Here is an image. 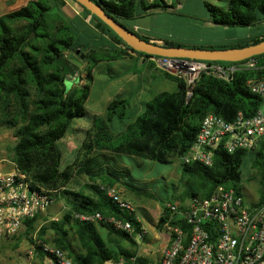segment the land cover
Segmentation results:
<instances>
[{"label":"trees","instance_id":"trees-1","mask_svg":"<svg viewBox=\"0 0 264 264\" xmlns=\"http://www.w3.org/2000/svg\"><path fill=\"white\" fill-rule=\"evenodd\" d=\"M92 1L101 3L108 13L141 39L152 40L137 33L130 24L139 15L141 0ZM205 6L211 12L207 22L219 27L264 24V0H229L226 8L209 3ZM144 9L147 10L146 7ZM83 10L95 20V29L101 35L124 49L93 43L82 45L69 20L48 0H31L27 6L0 17V128L14 130L17 140L13 147V162L17 170L26 174L35 187L54 192L55 202L63 200L67 206L57 222L42 224L48 221L43 215L25 221V236L33 245H36V238L61 250L73 264H107L122 259L128 264H148L149 260L138 257L134 250H114L111 247L114 243H109L110 239L108 242L99 230L101 226L110 237L128 241L132 246L134 235L117 230L108 219L130 222L135 233L142 231L135 212L122 210L107 193L108 188L126 187L125 177L131 176V170L119 165L115 158L99 156L93 159L91 156L95 152H108L142 161L171 163L192 148L206 115L215 114L227 122H233L239 113L252 118L263 103L251 93L247 83L252 78L264 76V55L253 58L258 61V69L239 72L231 82L202 75L191 97L187 96L188 88L183 78L163 73L166 79L176 84L175 91L157 94L144 104L141 112L134 109L127 99H114L107 105L104 115L94 117L76 158L64 164L62 142L73 123L87 115L97 66L103 62L123 60L130 53L153 58L133 51L105 23ZM33 33L35 37L30 39ZM263 41L264 34H261L230 47L211 49L243 48ZM164 45L190 47L170 40ZM78 49H81L80 54H77ZM71 55L75 58L85 55V78ZM78 78L86 83L75 84ZM68 82L73 85L67 86ZM249 154L253 156L252 165L257 170L255 180L263 202L264 140L254 152L238 150L229 154L217 151L212 167L201 163L181 164L184 191L177 201L185 203L194 197H209L220 185L242 193L241 169ZM77 175H86L88 183L81 191H72L70 186ZM132 188L130 191L139 197H151L143 189ZM162 207L160 229L169 217L166 203ZM77 215H101L103 219L83 221ZM171 224L179 225V221ZM16 239L19 240V236L6 240L1 254L6 244ZM36 252L33 264H42L41 247ZM132 258H135L134 262Z\"/></svg>","mask_w":264,"mask_h":264},{"label":"built area","instance_id":"built-area-1","mask_svg":"<svg viewBox=\"0 0 264 264\" xmlns=\"http://www.w3.org/2000/svg\"><path fill=\"white\" fill-rule=\"evenodd\" d=\"M157 68L170 74L184 76L191 97L197 81L209 75L231 82L237 73L258 69V61L251 58L237 63L221 64L206 61H187L150 58ZM252 94L258 96L263 106L252 118L239 113L233 122H227L215 114L206 115L192 148L180 163L214 165L215 153L233 154L238 150L254 152L264 140V76L252 78L247 83ZM0 162V254L3 243L21 232L25 221L46 214L55 204L52 191L33 185V181L19 172L12 161L13 170L4 171ZM107 193L122 210L134 212V206L120 195L117 188ZM169 217L165 228L170 234V245L161 260L148 264H264V201L249 204L244 190L218 186L206 198L194 197L187 202L166 203ZM83 221L102 220L101 215H77ZM179 221L173 226L171 222ZM117 230L134 235L139 244L144 242L146 231L139 233L130 222L109 218ZM183 225L186 227L184 228ZM187 228V229H186ZM41 247L42 264H73L66 253L42 241L36 240L31 255ZM132 262L135 258L131 259ZM107 264H128L124 259Z\"/></svg>","mask_w":264,"mask_h":264},{"label":"rangeland","instance_id":"rangeland-1","mask_svg":"<svg viewBox=\"0 0 264 264\" xmlns=\"http://www.w3.org/2000/svg\"><path fill=\"white\" fill-rule=\"evenodd\" d=\"M186 10L177 12L176 14H169V17L162 15H152L144 18L143 20H135L130 22L132 25H140L143 27L140 33H145L150 37L157 40H170L184 44L190 47L203 46L208 48H224L237 44L238 42L248 38L256 37L264 34V24L256 27H219L207 24L211 12L205 6L206 2L211 5L225 8L229 0H186ZM160 5L162 4L159 1ZM207 12H206V11ZM158 15V16H156ZM173 16V17H170ZM76 27L81 39H88L90 37V27L78 18L76 20ZM129 23V22H128ZM35 37V36H34ZM164 45V43H159ZM119 49H124L123 46H118ZM74 62L78 63L81 67V72L85 78L86 63L82 58H75L71 55ZM141 57V56H140ZM119 65L113 63H103L99 65V73L92 85V94L90 101L87 104L88 114L82 119H77V122L89 123L91 117L89 112L97 105H107L111 99L121 97V84L126 74L138 73L143 74L146 67H143L140 61H119ZM162 71V70H161ZM163 73H168L162 71ZM170 74V73H169ZM181 78L184 74H172ZM85 80L80 81L78 78L75 84L84 85ZM72 83H67V86H72ZM173 87V88H172ZM175 83L170 82L167 86L162 85L154 87L151 93L152 97L161 91H175ZM131 103L136 100V96L127 98ZM138 109V108H137ZM142 111V110H140ZM119 129V128H118ZM121 129V128H120ZM73 132L72 129L69 131ZM68 133V134H69ZM73 134V133H72ZM14 130H4L0 128V162L5 160L4 163L6 172L13 170V147L16 144ZM79 141V140H75ZM67 147L64 149V164L66 160L75 159L73 157V148ZM73 161V160H72ZM253 156L249 154L242 166V183L241 187L244 190L246 200L249 204L256 202L259 199L258 184L256 182L257 170L252 165ZM123 164V163H122ZM131 176H126L125 181L128 184L125 189L129 190V199L132 203L138 205L143 203L145 215L151 220H158L163 213V204L174 203L177 201L178 196L184 191V184L181 180L182 167L180 160H173L171 163H158L154 161L139 160L131 162ZM88 182V181H87ZM86 182V183H87ZM143 189L144 193L150 194L151 197L143 195L139 197L131 192L133 188ZM83 182L75 178L70 190L78 191L82 189ZM121 195V194H120ZM122 196V195H121ZM138 196V197H137ZM123 198V197H122ZM131 203V204H132ZM133 205V204H132ZM134 206V205H133ZM67 210L65 201H58L44 214V218L50 220L51 216L56 215L55 218L61 220L63 214ZM160 221V219H159ZM57 222V221H54ZM45 222H42L44 224ZM19 240H13L6 244L4 253L0 254V264H32L33 260L30 258L31 252L35 245L29 242L28 237L25 236V227L18 234ZM36 241V238H34ZM39 241V240H38Z\"/></svg>","mask_w":264,"mask_h":264},{"label":"crops","instance_id":"crops-1","mask_svg":"<svg viewBox=\"0 0 264 264\" xmlns=\"http://www.w3.org/2000/svg\"><path fill=\"white\" fill-rule=\"evenodd\" d=\"M30 1L31 0H0V17L27 6ZM48 1H50V3L54 6V9L56 11L61 13L63 16H65L69 20V22L72 24L73 28L75 29L77 33L78 31H77L75 22L78 18L82 19V21L85 22V24H87L90 27L92 31L90 33L89 40L81 39V37H79L81 39L82 45L93 43V44H99L100 46H106V47H112V46L118 47V45H115L109 39V37L105 35H101L95 29V24H96L95 20L91 16H89L86 12H84L83 8H81V6H79L77 3L73 2L72 0H48ZM159 1L162 2L161 5ZM186 2H187L186 0H141V4L139 5V15L137 16V19L143 20L144 18L155 15V14H158L159 16L163 14L164 16L169 17V14H176L179 11L186 10ZM205 2L207 3V1ZM164 5H166L167 8H162V6ZM145 7L147 8L146 11L144 9ZM207 16H209L207 18H210V15H207ZM170 17H173V16H170ZM207 24L213 25L210 22H207ZM133 27L137 33L150 37L149 35L145 33H140L141 30H143V27H141L140 25H133ZM150 38L152 39L151 41H155L157 43L165 42L164 40H157V39H154L153 37H150ZM132 60L140 61L141 65L143 67H146V69L144 70L143 74H138L135 72L126 74L125 77L123 78L124 80L122 81V84L120 87L121 97H116V98L117 99L118 98L127 99L133 96H136V100L132 102L131 105L134 109L138 108L137 110L140 111V110H143L144 104L149 101L148 99L151 96V93L154 92L152 91L154 87H158L162 85L167 86L168 84H170L171 81L165 78L163 72L157 68L156 64H154L150 58L146 59L134 53H130V56L123 60H118V61H113V62H103V63H113L115 65H119V63H117L119 61H132ZM103 63H100L99 65ZM99 65L94 70V81L96 79V75L100 72L99 70L102 69V68H99ZM175 87H176V84H175ZM91 94H92V91H91ZM113 100L114 99H111L107 103V105ZM88 102H91L90 98ZM107 105H97L93 110H91L89 112V115L91 117V120L89 123L87 122L85 123L77 122L76 123L75 121L73 125L71 126V129L73 132H70V133L68 132L69 134H67L66 138L64 139L62 143H63L64 149H66L70 145H72L73 147H76V148H73L74 149L73 150L74 155H72L73 157L76 158L78 151L80 149V146L82 145L83 141L86 138L87 132L92 127L94 117L104 115ZM87 114H88V111H87ZM75 140H79V141H75ZM99 156H105L107 158H111V157L115 158V160H117L119 165L123 167H127L130 170H131L130 168L131 162L133 163L134 161H139V159L134 158V157H128L125 155H114L108 152H105V153L95 152L91 157L95 159V158H98ZM72 160L74 159H70V161L69 159H67L66 163H69ZM77 178L83 182V186H85L88 183L87 182L88 177L86 175H79V176L77 175ZM117 188L119 189V192L122 195V197L126 201L132 203V201L129 199V195H131L129 193V190H126L125 187L120 186V185H118ZM78 191H81V189H79ZM132 204L134 205V208H135L134 212H135L138 222L141 225L142 230L144 229L146 231V237H145L144 242L139 244L138 242L135 241L134 245L132 246L128 241H124V240L119 241L118 238L116 237H110L107 230L101 226H99V230L104 237H107L108 242L110 239L109 243L111 242L114 243L111 245V247L114 248V250L116 251L118 249L124 250V251L134 250L136 251V254L138 257L146 258L150 262L159 261L161 260L163 254L165 253V251L168 249L170 245V234L165 227L161 229L159 228L160 217L158 220H151L147 217V215H145L143 203H140L138 205L134 203ZM55 216L56 215L51 216L50 217L51 219L45 222L44 224H47L49 222L59 221V219L55 218ZM36 255H37V252L35 251L34 255L30 257L33 260L32 264L36 260Z\"/></svg>","mask_w":264,"mask_h":264},{"label":"water","instance_id":"water-1","mask_svg":"<svg viewBox=\"0 0 264 264\" xmlns=\"http://www.w3.org/2000/svg\"><path fill=\"white\" fill-rule=\"evenodd\" d=\"M75 1L105 23L128 47L138 53L162 59L224 63H237L264 55V41L243 48L227 49L173 47L161 45L155 41H146L141 39L137 34L131 32L114 15L108 13L102 7L101 3H95L92 0ZM34 36L35 34L33 33L30 39ZM80 52L81 49H78L77 54H80ZM81 58L84 59L85 55H82Z\"/></svg>","mask_w":264,"mask_h":264}]
</instances>
